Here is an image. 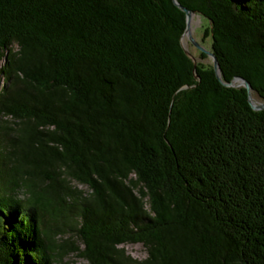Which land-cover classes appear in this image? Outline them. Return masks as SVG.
I'll return each instance as SVG.
<instances>
[{"label": "trees", "instance_id": "16d2710c", "mask_svg": "<svg viewBox=\"0 0 264 264\" xmlns=\"http://www.w3.org/2000/svg\"><path fill=\"white\" fill-rule=\"evenodd\" d=\"M178 1L221 79L174 0H0V264H264V108L226 85L264 102V0Z\"/></svg>", "mask_w": 264, "mask_h": 264}, {"label": "rangeland", "instance_id": "374dc122", "mask_svg": "<svg viewBox=\"0 0 264 264\" xmlns=\"http://www.w3.org/2000/svg\"><path fill=\"white\" fill-rule=\"evenodd\" d=\"M191 25H192L191 34H192L193 39H195V41L197 42L202 43L210 51L211 50V39L206 38L205 42L204 43L202 42L203 31H204V28L209 25V21L207 19H204L203 25H202L200 17H198V15L196 14L194 18V22ZM184 45L191 53H193L196 56L197 61H201L204 64H208V65L213 64V59L211 56H207V58L205 59L200 57L198 49L190 43L189 38L187 36L184 38ZM1 63L2 61L0 62V64ZM3 84H4V81L0 79V87ZM253 98H254V101H256L257 103L262 102V100L260 99V97L258 96L256 92H253ZM79 187L85 190L86 192H88L86 190V187L82 185H80ZM21 195L24 196L23 194ZM125 249L127 250L129 254L137 258H143L147 254L146 249L142 244H128V245H125ZM69 258L77 262H85L84 259L78 258L75 255H70Z\"/></svg>", "mask_w": 264, "mask_h": 264}, {"label": "water", "instance_id": "95a60500", "mask_svg": "<svg viewBox=\"0 0 264 264\" xmlns=\"http://www.w3.org/2000/svg\"><path fill=\"white\" fill-rule=\"evenodd\" d=\"M174 3L182 10L186 13V16H187V27H186V30L184 32V34L182 35L181 37V42H182V45L185 49V52L186 54L194 61V67L196 68V64H197V60L195 58V56L185 47L184 45V38L187 36L189 38L190 41H192L194 43V45L196 47H198L200 50H202L203 52H205L207 55L211 56L212 59H213V65H214V68H215V72L218 76L219 79H221V75H220V67H219V62L217 60V57L215 55V53L213 51H208L206 50L202 45H200L198 42H196L193 37H192V34H191V30H190V27H191V16L194 14H196L195 11L183 6L182 4L179 3L178 0H174ZM226 84V83H225ZM226 85H230V86H244L247 91H248V95H249V102L250 104L252 105V107L256 110H259V109H263L264 108V102L263 103H256V101L253 100V88L250 84L249 81L247 80H244L242 78H236L234 80V83L231 82L229 84H226Z\"/></svg>", "mask_w": 264, "mask_h": 264}, {"label": "bare ground", "instance_id": "6f19581e", "mask_svg": "<svg viewBox=\"0 0 264 264\" xmlns=\"http://www.w3.org/2000/svg\"><path fill=\"white\" fill-rule=\"evenodd\" d=\"M194 18H195V15L193 14L192 16H191V24L194 22ZM192 26V25H191ZM190 30H191V27H190Z\"/></svg>", "mask_w": 264, "mask_h": 264}]
</instances>
